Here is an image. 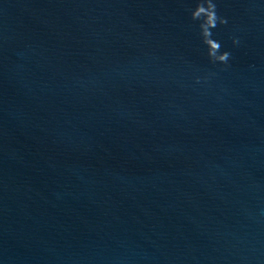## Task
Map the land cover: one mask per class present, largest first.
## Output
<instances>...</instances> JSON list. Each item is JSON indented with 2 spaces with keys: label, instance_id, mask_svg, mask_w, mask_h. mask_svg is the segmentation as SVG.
<instances>
[{
  "label": "water",
  "instance_id": "water-1",
  "mask_svg": "<svg viewBox=\"0 0 264 264\" xmlns=\"http://www.w3.org/2000/svg\"><path fill=\"white\" fill-rule=\"evenodd\" d=\"M215 2L227 65L197 0H0V264H264V0Z\"/></svg>",
  "mask_w": 264,
  "mask_h": 264
},
{
  "label": "clouds",
  "instance_id": "clouds-1",
  "mask_svg": "<svg viewBox=\"0 0 264 264\" xmlns=\"http://www.w3.org/2000/svg\"><path fill=\"white\" fill-rule=\"evenodd\" d=\"M191 19L198 21L202 43L206 46L207 56L212 63L227 65L231 53L221 51V43L213 38V29L227 23V19L217 12L215 0H197L196 7L191 10ZM233 45L239 43L237 37H233Z\"/></svg>",
  "mask_w": 264,
  "mask_h": 264
}]
</instances>
